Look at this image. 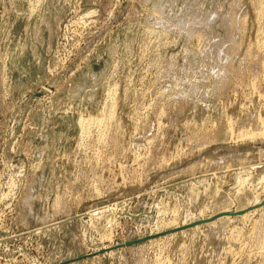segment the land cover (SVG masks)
I'll use <instances>...</instances> for the list:
<instances>
[{
    "label": "rangeland",
    "instance_id": "374dc122",
    "mask_svg": "<svg viewBox=\"0 0 264 264\" xmlns=\"http://www.w3.org/2000/svg\"><path fill=\"white\" fill-rule=\"evenodd\" d=\"M62 262L264 264V0H0V264Z\"/></svg>",
    "mask_w": 264,
    "mask_h": 264
},
{
    "label": "water",
    "instance_id": "95a60500",
    "mask_svg": "<svg viewBox=\"0 0 264 264\" xmlns=\"http://www.w3.org/2000/svg\"><path fill=\"white\" fill-rule=\"evenodd\" d=\"M40 95H41V93L35 94V96H37V97L40 96ZM240 213L241 212H237V213L228 212V213H225V214H217V215H214V216H212L210 218H207V219H204V220L193 221L190 224L181 226L179 228L171 229V230H168V231H165V232H162V233H158V234H155V235L147 236L145 238H140V239H137V240H134V241H128V242H125V243H122V244L118 245V247L119 248L128 247V246L137 244L139 242H142L144 240H151V239H154V238H157V237H161L163 235H168L170 233H174L176 231H180V230L189 228L191 226H195V225H198V224H201V223H206V222H209V221H213L215 218L223 216V215H229V216L236 215L237 216ZM65 263H67V262H62L60 264H65Z\"/></svg>",
    "mask_w": 264,
    "mask_h": 264
},
{
    "label": "bare ground",
    "instance_id": "6f19581e",
    "mask_svg": "<svg viewBox=\"0 0 264 264\" xmlns=\"http://www.w3.org/2000/svg\"><path fill=\"white\" fill-rule=\"evenodd\" d=\"M256 203H257V201H256ZM256 203H253L254 205L252 204L251 207H253V206L259 204V203H257V204H256ZM250 205H251V204H250ZM251 209H252V208H248V209H246V210H248V211H245V210H244L245 212H244V211H239V212H241V213L244 212V213L242 214V215H244L245 213L249 212ZM222 211H223V210H222ZM225 213H228V211L226 210ZM225 213H221V214H225ZM241 213H240V214H241ZM240 214H239V215H240ZM242 215H240V216H242ZM234 216H236V215H232V216H229V215H223V216H220V217H218V218L220 219V218H223V217H234ZM217 220H218V219H217Z\"/></svg>",
    "mask_w": 264,
    "mask_h": 264
}]
</instances>
